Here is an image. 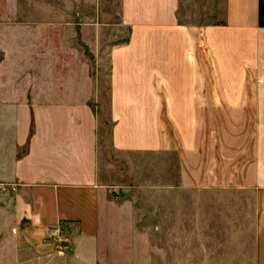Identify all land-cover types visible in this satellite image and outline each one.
<instances>
[{
  "label": "crops",
  "instance_id": "0c3cea01",
  "mask_svg": "<svg viewBox=\"0 0 264 264\" xmlns=\"http://www.w3.org/2000/svg\"><path fill=\"white\" fill-rule=\"evenodd\" d=\"M181 1L99 4L98 27L117 31L107 50L111 145L130 163L143 158L162 190L255 194L264 264V0H213L207 24L182 21ZM66 9L0 0L3 69L45 68L38 61L48 58L47 38L38 28L66 26ZM24 83L0 82V182L12 187L26 241L45 254L67 228L95 238L117 184L101 170L99 89L94 101L21 100L20 91L37 87Z\"/></svg>",
  "mask_w": 264,
  "mask_h": 264
},
{
  "label": "rangeland",
  "instance_id": "374dc122",
  "mask_svg": "<svg viewBox=\"0 0 264 264\" xmlns=\"http://www.w3.org/2000/svg\"><path fill=\"white\" fill-rule=\"evenodd\" d=\"M106 1L111 0H50L66 5L61 14L67 25L38 28L47 38L48 58L38 61L45 68L9 73L0 51V82L20 80L37 86L20 91L21 100L94 101L99 89L101 170L105 182L117 186H111L109 201L101 207L98 234L83 238L67 228L54 251L38 252L24 237L25 222L16 216L12 187L3 189L6 183L0 182V264H257L255 194L188 187L162 190L143 158L130 163L112 148L107 50L117 31L99 28L97 9ZM179 16L186 23H211L213 0H182ZM11 29L4 28V34H11ZM43 69L48 73H39Z\"/></svg>",
  "mask_w": 264,
  "mask_h": 264
},
{
  "label": "built area",
  "instance_id": "2783aa9c",
  "mask_svg": "<svg viewBox=\"0 0 264 264\" xmlns=\"http://www.w3.org/2000/svg\"><path fill=\"white\" fill-rule=\"evenodd\" d=\"M6 186H8L7 184H2V188L5 189Z\"/></svg>",
  "mask_w": 264,
  "mask_h": 264
}]
</instances>
